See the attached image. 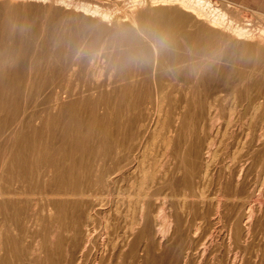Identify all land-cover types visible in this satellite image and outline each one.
Returning a JSON list of instances; mask_svg holds the SVG:
<instances>
[{
  "label": "bare ground",
  "instance_id": "1",
  "mask_svg": "<svg viewBox=\"0 0 264 264\" xmlns=\"http://www.w3.org/2000/svg\"><path fill=\"white\" fill-rule=\"evenodd\" d=\"M128 2L130 3V8L127 10L129 12L127 13V11L123 10L125 14L122 15V21H128L129 24H121L119 26L118 21H121V18H115L116 21L114 23L117 27L112 32L114 34L111 35L113 42L110 45V53L108 57L106 51L103 53L110 60L112 68L104 79L99 80L100 76L102 77L104 74L102 73L103 69L101 72V69L98 68L100 66H98L95 70L92 68V72L90 71L91 78L89 79V83L87 81L86 83L85 81L77 83L76 81L75 87L70 88L69 81L78 71L77 66L80 65L79 54L81 52L79 49H83L84 46L81 47L79 45L81 48L77 47L76 51L71 54L70 52L66 54V51L64 52L62 48L61 51L63 53L59 52L58 56H54L57 55L55 53L58 52L56 51L58 49L53 51H56L55 53L49 51L53 53L50 55L47 53V50L45 53L48 56L51 57L53 55L56 57V60L54 58L53 60L51 59L52 63L49 61L50 57L47 56L49 58L47 62L49 61L52 64L50 65L52 67L51 72L49 74L45 72L47 75L43 76L47 77H42V80L39 81L34 96H31L32 98H30V93H28L30 99L27 97L28 99L25 100L21 108L16 103V99L14 101L16 104L14 111L20 109L19 122L21 127L31 128L34 131L31 118L35 117L37 120L36 117L40 116V114L35 113L34 109L38 104L40 106L43 104L39 103V100L41 99V95L47 93L45 98H43L45 100V107L42 111L47 113V118L49 119L52 117L50 113L53 110L63 109L65 125L61 126L60 139L58 138L60 142L54 143L52 149L46 150V145L44 148H30L36 152L34 166L37 168L38 179L31 177V169L27 170V153L21 151V153H14L13 157L17 164V172L26 174V176L29 172L26 182L28 186L27 191L30 190L31 192L29 191V194H25L24 201L18 198L21 191L18 192L17 189V191L13 192V190H10L9 185L5 187L0 185V205L10 211V215L8 216L15 221V226L18 225L17 228L20 232L19 235L15 234L6 237L4 235V239L0 237V249L6 247V254H8V256L0 255V264H13V260H9L10 255L11 257L13 255L17 257L19 260L17 262H20L19 264H28L31 261V257L36 254L38 258L40 257V264H188L189 261L187 263L184 257L188 256L187 254L190 252L188 250L194 245L197 250H200L202 256L208 251L206 264H264V73H261V71L264 72V28L261 29L260 27V30L257 29L258 32L255 33L251 28L247 27L248 25L243 24L245 22L242 23L237 18L238 16L228 14L227 7L231 6L229 1L225 4L219 3V0H128ZM88 3L78 2L75 7H78L83 14L98 17L100 21L107 22L111 20L109 11H105L106 8H104L105 10H100L97 8V4L93 6L90 4V6ZM32 9L34 8L32 7ZM14 10L16 8H10L5 13L8 14L10 11L12 14L11 11ZM71 12L70 14H73ZM11 14L0 24V102L3 98L1 96L2 89L12 82L11 85L18 91L20 87H18V84L24 77V68L20 66L22 64L20 61L23 59L21 57L22 54L20 56V52L18 51L19 59H21L20 61L16 59V62L15 58H17V55L14 58L11 54V47L4 44L7 41L6 39L10 40L11 34L14 37L16 36L9 23ZM260 16L262 17V15ZM242 21L244 20L242 19ZM101 33V30L97 32L96 37ZM116 33L120 34V37L119 35L116 36ZM62 38L64 39L65 37ZM4 39L5 41L2 43ZM14 39L16 40V38ZM58 41H62V39H57L58 47L56 48H59L61 45L58 44L60 43ZM247 41L250 43H247ZM89 42L92 43L91 41ZM105 42L103 41V44L100 46V51L105 49ZM81 44L83 45V43ZM116 44L124 46L122 51L119 50L120 52L116 53L118 57L111 55ZM86 46L90 45L86 44ZM110 47L108 48L110 49ZM40 52L43 56L38 54L37 58L39 56H46L45 53L43 54L44 49L43 52L42 49ZM104 61L106 62V60ZM90 62L92 63V60ZM96 62L93 64L95 67ZM91 63L88 64L91 65ZM90 65L85 67L87 68L85 75L82 74L84 78L88 77ZM103 68H105L104 64ZM37 71L38 68L36 73ZM56 78H59L61 81L65 80V83L62 86H60V83L54 84V79ZM111 86L113 88L109 90ZM31 88L33 87H30L29 91ZM97 91L99 92V96L94 97L93 94ZM75 94L80 95V99L68 101L69 103L65 105L61 103L63 99L65 102V98L67 99L69 96ZM99 103H102L104 106L103 114L96 112V106ZM80 108L85 109L88 113L86 118L80 115ZM0 111L2 110L0 109ZM87 113L84 112L86 115ZM62 114L63 112H61V116ZM224 114L227 117V119L224 118L226 127L233 124L232 121L236 117L244 119L242 121L246 126L245 136L249 140L250 146L248 149H246V146H242L247 150L244 149L246 155L242 154L243 157H241L245 158V162L243 161L245 165H241L240 162V165H237L238 170H235L237 167L232 169L228 165L227 176L224 177L222 174L221 176L217 175V177H220V180H216L218 181V183L216 182V190L213 192L214 195L209 198L208 193L206 194L204 190L206 188L209 189V187L203 189L204 185L201 186V184V188L196 185L199 183L197 181L200 178H197L198 180L195 181V186L192 183L196 168L199 167L195 168L198 137L195 135L197 131L194 133V124L196 127V123H199L202 127L205 118L211 116L210 126H212L216 122L218 123V120ZM124 115L127 116L125 122H123ZM12 119H14L13 116ZM209 119L208 124L210 123ZM3 125L0 122V135L2 134L1 128ZM122 125H126L128 129L120 130L122 129ZM238 127H236L237 131ZM22 128L19 131L21 138L23 137L27 140L26 134L22 136ZM163 128H165L166 134H163L164 136L160 140L162 146L164 145L166 148L165 150L168 151L167 148L171 142L175 143L172 146L171 152H167L173 162L174 160L176 161L175 169L171 170L169 174L167 170L163 173L160 171L162 174L158 173V175L157 172L161 166L163 169V165H161V162L159 163L161 155L157 158L155 156L157 155L156 153L153 160L149 159L150 156L146 158L149 160V163L151 161L149 165L145 160L143 161L148 166H145L142 160H140L142 164L140 169L139 167L137 168L140 171L139 180L137 182L135 180L136 184L132 183L130 186L133 189L135 188L136 191V195L132 194L134 195L132 198L135 197L134 200L130 199L128 195L129 205L133 206L130 218H127L128 220L120 218L116 214V211L112 219V215H108L110 213L109 211L107 212L109 208L106 212L105 210L102 212L99 229H97L93 224L91 212L94 206L96 210V205L102 203L103 197L98 195V192V194L95 193L100 197L94 198L90 204L87 199L89 190L91 187L95 188V186L100 184V187L103 189L105 187L108 188L107 185L110 182L113 184V182L127 179L126 176L131 172L129 169H126L131 161L129 157L132 153L131 149H133L131 140L137 137L138 133H144L145 135L151 129L150 138L144 142L146 143L145 145L151 146L157 141L156 139L160 136ZM227 131L230 132L228 129ZM171 132L172 134L175 132L173 136L172 134L170 135ZM12 133L11 131V136ZM225 133L222 134L225 135ZM194 136L195 138L192 140ZM238 137L239 135L236 134V139ZM0 138L3 140L10 139L8 134L1 135ZM220 142L222 144V140ZM34 143L36 142L34 141ZM153 150L151 153H154ZM232 150L234 151V149ZM149 151L148 153H146L147 151H141L142 157L145 153L150 154ZM237 151L239 154L236 155H240L241 152ZM202 152L204 151L202 150ZM217 153L210 155L207 152L206 157L211 156L213 163V159L216 157L213 158L212 155L218 156ZM235 153H229L230 157L227 155L230 158H228L229 161L234 160ZM140 156L139 158L141 159ZM205 159L203 158V162L207 164L208 161ZM237 159L235 160L238 161ZM14 161L12 158L11 165L8 164L7 167L15 165V163H12ZM4 162L5 160L0 165V173L2 169L6 168L7 161L5 164ZM222 162L224 163L225 161L222 160ZM206 164L205 167L207 168ZM234 164L236 162L232 163V165ZM232 165L230 163V166ZM133 166L135 171L136 165ZM206 168L204 169L203 167L204 170ZM175 171L181 172L179 180L181 190L178 194L175 193L178 191L177 187H173V182L176 181L173 179ZM202 173L204 174V171ZM167 174L169 176L165 180L164 177ZM216 174H219V171ZM157 176L159 179L156 182ZM130 179H128V182ZM208 179L207 177L206 180ZM13 180L16 181V179ZM1 182L3 183L4 181ZM165 188L167 190L172 189L173 193L171 195L174 196L169 195L173 199L176 195L178 198L179 196L182 197L181 206L177 200L178 207L181 208V210L179 208L180 214H178L177 210H175V213L172 212L173 216L165 212L163 205L168 195L167 192H163ZM173 188H175V192ZM159 194H163L161 197L164 199L160 204L158 202V199L161 198H159ZM85 197L86 202L84 201ZM188 198H194V201L191 199L188 202ZM22 201H24V207L20 204ZM84 204L86 211L84 215H80ZM38 205H40L39 212L35 210L36 207L38 209ZM166 207L168 206L165 203V209ZM4 209L3 213H6ZM27 209L31 211L28 216H26ZM45 210L47 211V218L41 216ZM256 210L261 214H259V218L254 219L255 213H257ZM170 216L173 217L174 221L170 219ZM9 217L8 219H10ZM180 222L183 227L189 222L193 226V230H187V232L183 230L181 233L183 228H180ZM10 223L11 228H13V222ZM49 224L53 225L51 232L48 230ZM171 224L172 235L175 239V241L173 240L175 242L174 249L173 246L169 245L170 243L163 244L162 242ZM35 226V243H31L30 241L32 245H28L25 242L26 238H28L27 236L30 239L34 237L27 233V229L29 227L33 229ZM13 229L14 233H18V230ZM192 244L193 246H191ZM182 251L184 252V257L180 259ZM192 251L195 253L194 250ZM37 262L35 263L37 264ZM32 263L34 264V262Z\"/></svg>",
  "mask_w": 264,
  "mask_h": 264
},
{
  "label": "rangeland",
  "instance_id": "2",
  "mask_svg": "<svg viewBox=\"0 0 264 264\" xmlns=\"http://www.w3.org/2000/svg\"><path fill=\"white\" fill-rule=\"evenodd\" d=\"M71 1H73V2H71ZM90 1V2H89ZM227 1H229V0H219V3H221V4H225ZM232 1V2H231ZM49 2V3H48ZM64 2V3H63ZM88 3L89 5L91 4L92 6L93 5H96L97 4V8H99L100 10H105L104 8H106V10L105 11H109V17H110V19L112 20H110V21H100V19L98 18V17H92L91 15H89V14H83L82 13V11L81 10H79V8L78 7H75V5H76V3ZM127 2V3H126ZM230 2V4H231V6H229V7H227L228 9H227V11H228V14H231V15H234V16H238L237 18L238 19H240V21L243 23V22H245V23H243V24H245V25H248L247 27H249V28H251L252 30H253V32H258V30H260V27H261V29L262 28H264V0H230L229 1ZM35 3V4H34ZM66 3H68V4H66ZM73 3H74V5H73ZM50 4V5H49ZM58 4V5H57ZM64 4H65V6H64ZM98 4H99V6H98ZM126 4V5H125ZM130 3L128 2V0H67V1H65V0H61V1H59V0H18V1H16V0H0V24H2L4 21H5V19L6 18H8L7 16L8 15H10L11 13H10V11H9V13L8 14H6L5 12L7 11V9H10V8H16V10H14V11H11L12 12V14H11V18H9V20H10V25L12 26V29H13V31H14V33H15V35L17 36H15L14 37V35H12L11 34V36L12 37H10V40H8V39H6L7 41H5V39L2 41V43L4 42V44L5 45H9L11 48H12V46H13V48L11 49L10 48V50H11V54H12V56L15 58L16 57V55H17V58H15V60L16 59H19V54H18V51L20 52V56H21V54H22V58L23 59H21V61H20V59L18 60V61H20L22 64L20 65V63H19V65L20 66H22V68H24V77L22 78V80H20V82H19V84H18V87L20 86H22V88H20L19 87V90L17 91V90H15L14 88H13V85H11L12 84V82H11V84H9L8 83V85L7 86H5V88H3L2 89V92H1V96L3 97L2 99H1V102H0V109L2 110V111H0V118L2 119H0V122H2L4 125H3V127L1 128V131H2V134L1 135H4V134H8L9 135V137H10V139L9 140H3L2 138H0V165H1V163L5 160V162L7 161V164H6V168H4V169H2V171H1V173H0V182L1 181H4L2 184L0 183V185L1 186H8L9 185V188H10V190H13V192L14 191H17V189H18V192H20L21 191V194L18 196V198H20V199H22V200H24L25 201V194L26 193H30L31 191L30 190H28L27 191V182H26V177H27V180H28V177H29V172H28V174H27V176H26V174L24 175V174H20L19 172H17V164H16V161H14V153H17V152H19V153H21V152H26L27 153V167H28V169L27 170H30V171H32L31 172V177H33L34 179H36L37 178V168L34 166V162H35V157H36V152H35V150L34 151H32L33 149H30V148H33V147H38V148H44V147H46V150H50V149H52V145L55 143L56 144V142L58 143V142H60V134H61V131H62V127L65 125V118H64V111H63V109H61V110H59V109H55V110H53L50 114L52 115V117L51 116H49V117H51V118H47V113H45L44 111H42V110H44V107H45V100L43 99V98H45V96L47 95V93H44L43 95H41V99L39 100V103H43L41 106H40V104H38L37 105V107H35V109H34V111H35V113L36 114H40V116H37L36 118H37V120L35 119V117H32L31 118V121H32V125H33V129H34V131L31 129V128H22L21 127V125H20V122H19V119H20V109L19 110H17V111H14V106L16 105L15 103H14V101H15V99H16V103L18 104V105H20V108H21V106L23 105V103L25 102V100H27L28 98H29V96H28V93H30L29 95H30V98H32L31 96H34V94H35V90L37 89V85H38V83H39V81L40 80H42V77H44L43 75H45L47 72V74H49L50 72H51V70H52V67L50 66V65H52V64H50L49 63V61L50 62H52L53 63V61H51V59L53 60V58H54V60H56L55 58L56 57H54V56H58V53L59 52H61V53H63V51H61V49L63 48V50H64V52L66 53V54H69V52H70V54L71 53H74V51H76V49H77V47L78 48H81L82 46H84V48L82 49H79L80 50V52H81V54H79V56L81 57H79V60H80V62H79V64L80 65H78L77 66V72L73 75V77H71V80L68 82L69 83V87L70 88H73V87H75V84H76V81H77V83L78 82H81V83H83V81H85V83H86V81H87V83H89V79L91 78L90 77V71L92 72V68L95 70L98 66H100V67H98V68H100L101 69V72H102V69H103V74H104V76L102 75V77L100 76V79L99 80H102V79H104L105 77H106V75L109 73V71L112 69L111 68V64H110V60L109 59H107V57H108V55H109V53H110V50H111V47H110V45L112 44L111 42H113V38L111 37V35H113L114 33H112L113 31H114V29L117 27L116 26V24L114 23L115 21H116V19L115 18H117V19H120L121 21H122V19H123V17H122V15L123 14H125V11H127V10H129V8H130V5H129ZM57 5V6H56ZM68 5V6H67ZM90 5V6H91ZM114 5V6H113ZM123 5H125V6H123ZM67 6V7H66ZM109 6V7H108ZM32 7L35 9V11H34V9H32ZM75 8V9H74ZM77 9V10H76ZM109 9V10H108ZM20 10V11H19ZM27 10H28V12H27ZM67 10V11H66ZM114 10V11H113ZM123 10H125V11H123ZM70 11H72L71 13H73V14H70ZM81 11V12H80ZM79 12H80V14H79ZM123 12V13H122ZM129 11H127V13H128ZM236 12V13H235ZM28 13V14H27ZM66 13V14H65ZM111 13V14H110ZM65 14V15H64ZM82 14V15H81ZM238 14V15H237ZM240 14V15H239ZM28 15V16H27ZM32 15V16H31ZM49 15V16H48ZM62 15V16H61ZM65 17H64V16ZM69 15H71V16H69ZM80 15V16H79ZM117 15V16H116ZM260 15H262V17L260 16ZM112 16V17H111ZM121 16V17H120ZM29 17V18H28ZM30 17H32V18H30ZM36 17V18H35ZM70 18V19H69ZM86 18V19H85ZM93 18H95L94 20H93ZM17 19V20H16ZM38 19V20H37ZM69 19V20H68ZM113 19H115V20H113ZM242 19L244 20V21H242ZM80 20V21H79ZM37 21H38V23H37ZM68 21V22H67ZM118 21L119 23H118V25L120 26L121 24H129V22L128 21ZM249 21V22H248ZM30 22V23H29ZM50 22V23H49ZM98 22V23H97ZM111 22V23H110ZM259 22V23H258ZM47 23V24H46ZM49 23V24H48ZM67 23V24H66ZM97 23V24H96ZM247 23V24H246ZM19 24V25H18ZM34 24V25H33ZM28 25V26H27ZM49 25V26H48ZM78 25V26H77ZM108 25V26H107ZM256 25V26H255ZM263 25V26H262ZM31 27H32V29H31ZM89 27H90V29H89ZM88 28V29H87ZM132 28V27H131ZM43 29V30H42ZM133 29V28H132ZM258 29V30H257ZM18 30V31H17ZM100 30L102 31V33L100 34V35H98V37H96V35H97V32H100ZM133 30H135V29H133ZM257 30V31H256ZM33 31V32H32ZM44 31V32H43ZM27 32V33H26ZM32 32V33H31ZM117 34V33H116ZM28 35V36H27ZM119 35V37H120V34H117L116 36H118ZM25 36V37H24ZM31 36V37H30ZM65 37L64 39L62 38V37ZM26 37H27V39H26ZM11 38H13V39H11ZM14 38H16V40L14 39ZM23 38V39H22ZM42 38V39H41ZM18 39H19V41H18ZM34 39V40H33ZM57 39L58 40H61L62 39V41H58V42H60V43H58L59 45H60V47L59 48H56V47H58L57 46ZM13 40V41H12ZM24 40V41H23ZM31 40H33V41H31ZM39 41V42H38ZM44 43H43V42ZM56 41V42H55ZM89 41H91L92 43H90ZM103 41L105 42L104 43V47H105V49H103V50H101L100 51V46L103 44ZM31 42V43H30ZM54 42H55V45H54ZM110 42V43H109ZM17 43V44H16ZM40 43H41V45H40ZM81 43H83V45L81 44ZM85 43V44H84ZM247 43H250L249 41H247ZM44 44V45H43ZM72 44V45H71ZM86 44H88V45H90V46H86ZM17 45V46H16ZM81 47H80V46ZM17 48H16V47ZM67 46H69L68 48H67ZM26 47V48H25ZM108 47H110V49L108 48ZM16 48V49H15ZM68 50H67V49ZM73 48V49H72ZM42 49V52H43V49H44V52H43V54L45 53V51H47V53H49V55L50 54H53V53H55L56 51H58V52H56L55 54H57V55H51V57L50 56H48V54L47 53H45L46 54V60H45V57H40V56H43L42 54H41V52H40V50ZM53 49V50H52ZM56 49H58V50H56ZM99 49V50H98ZM109 49V50H108ZM124 49V46H121V45H118V44H116V46H115V48H114V51H113V53L111 54V55H113V56H117L118 57V55L116 54L117 52H120V51H122ZM39 50V51H38ZM54 50H56L55 52H53ZM83 50V51H82ZM120 50V51H119ZM16 51H17V53H16ZM49 51H51V52H53V53H50ZM100 51V52H99ZM106 51V55H107V57L106 56H104L103 55V53ZM23 52V53H22ZM79 52V53H80ZM99 52V53H98ZM34 53H35V55H34ZM84 53V54H83ZM38 54L40 55L38 58H37V56H38ZM15 55V56H14ZM50 57V60H49V58L48 57ZM91 59H90V58ZM95 57V58H94ZM104 57V58H103ZM26 58V59H25ZM31 58V59H30ZM34 58V59H33ZM84 58H85V60H84ZM99 58V59H98ZM42 59H44V60H42ZM47 59L49 60L48 62H47ZM40 60V61H39ZM90 60H92V63L90 62ZM104 60H106V62L104 61ZM83 61V62H82ZM96 61H98V62H96ZM16 62H17V60H16ZM55 62V61H54ZM94 62H96L95 63V65H96V67L93 65L94 64ZM102 62V63H101ZM104 62V63H103ZM48 63V64H47ZM88 63H91V65L90 64H88ZM56 64V63H55ZM99 64V65H98ZM102 64V65H101ZM103 64L105 65V68H106V70H105V68H103ZM37 65V66H36ZM54 65V64H53ZM82 65V66H81ZM88 65H90L91 67H89V72H88V77H86V78H84V76L83 75H85V71H86V69L87 68H85V67H88ZM80 66V67H79ZM43 67V68H42ZM82 67V69L80 70V68ZM28 68H30V69H28ZM36 68V69H35ZM37 68H38V71H37V73H36V70H37ZM49 68V69H48ZM26 69H27V71H26ZM47 69H48V71H47ZM108 69V70H107ZM46 70V71H45ZM50 70V71H49ZM87 70V71H88ZM113 71H115V70H113ZM46 72V73H45ZM90 73V74H89ZM261 73H264L263 71H261ZM32 74V75H31ZM46 74V75H47ZM83 74V75H82ZM36 75H37V77H36ZM79 75V76H78ZM29 76H30V78H29ZM45 77H47V76H45ZM44 77V78H45ZM29 79V80H28ZM76 79H78V80H76ZM83 79H85V80H83ZM27 80H28V82H27ZM34 81V82H33ZM26 82V83H25ZM22 83V84H21ZM60 83V86H62L64 83H65V80H60L59 78H56V79H54V84H59ZM33 84V85H32ZM25 85V86H24ZM32 85V86H31ZM30 87H33V88H31V90L30 91H32V92H30L29 91V88ZM113 88V86H111L110 88H109V90L110 89H112ZM21 89V90H20ZM33 89V90H32ZM3 91H5L4 92V94H3ZM14 91V92H13ZM15 91H17V92H15ZM23 93V94H22ZM17 94V95H16ZM94 97H97V96H99V92L97 91V92H95L94 94ZM28 97V98H27ZM72 97H74V99H72ZM29 98V99H30ZM78 99H80V95H77V94H75V95H71V96H69L67 99L65 98V102H64V99L62 100V104L63 105H65V104H68L70 101H72V100H78ZM69 101V102H68ZM3 103V104H2ZM12 103V104H11ZM11 104V105H10ZM102 103H99L97 106H96V112L98 113V114H103V111H104V109H103V104L101 105ZM11 106V107H10ZM39 106H40V108H39ZM98 106H100V107H98ZM100 109H98V108ZM59 111V112H58ZM79 111H80V115L82 116V117H87L88 116V113L86 112V110L85 109H83V108H80L79 109ZM82 111V112H81ZM61 112H63V114H62V116H61ZM84 112L85 113H87V115L86 114H84ZM13 113V114H12ZM7 115H8V118H7ZM42 115H43V117H42ZM85 115V116H84ZM12 116L14 117V119H12ZM18 116V117H17ZM57 116V118H55ZM6 117V118H5ZM40 117H42V118H40ZM60 117H61V119H60ZM210 118V119H209ZM224 118H226L227 119V117L225 116V114L224 115H222V117L218 120L219 122L217 123H215V125L217 124V126L215 127V125H212V126H210V124H211V116H209V117H207V118H205V120H204V125L202 126L204 129L202 130V127L200 126V124L199 123H196V127H195V124H194V128H195V131H194V133L197 131V134L195 133V135L198 137V143H197V145H196V155H195V168L196 167H198V168H196V171H195V173L198 171V170H200V171H198V173L197 174H195L194 173V175H195V177L194 178H196L195 180H194V178H193V180H192V183H193V185L195 186V181H197L199 178V181H197V182H199V183H197L196 185H198L199 186V188H201V186H203L202 188L204 189V188H206V187H209V189L208 188H206V189H204L205 190V192H206V194L208 195V197L210 198V197H212V195H214V193L213 192H215V190H216V187H217V183H218V181L220 180V177H217V175H220L221 176V174H222V176H227L226 175V172L228 173V165H229V167H231L232 169H235V167H237L235 170H238V166L240 165V162H241V165H243L244 163H243V161L245 162V158L243 159V158H241V157H243V155H246V149H248V147L250 146L249 144V140H247L246 139V136H245V133H246V126L244 125V123H243V121H244V119H242V118H238V117H236V118H234L233 119V124H230L231 125V127H230V125L228 126V127H226V125H225V122H224ZM7 119V120H6ZM36 121H35V120ZM48 119V120H47ZM60 119V120H59ZM126 119H127V116H123V122H125L126 121ZM160 119H162V118H160ZM208 119H209V121H210V123L208 124ZM225 119V120H226ZM236 119V120H235ZM237 119H238V121H239V119H240V121L238 122L237 121ZM5 120H6V122H5ZM34 120V121H33ZM58 120V121H57ZM243 120V121H242ZM47 121H49V123H47ZM63 121H64V123H63ZM222 121V122H221ZM236 122V124H235V122ZM242 121V122H241ZM12 122H13V124H12ZM36 122V123H35ZM46 122V123H45ZM54 123H55V125H54ZM60 123V124H59ZM238 123V124H237ZM240 123H243V124H240ZM222 124V126H220ZM223 124H224V126H223ZM63 125V126H62ZM62 126V127H61ZM126 125H122L121 127H122V129H120V130H126V129H128L127 128V126L125 127ZM208 126H209V128H208ZM219 126V127H218ZM242 129H240L239 127ZM11 127V128H10ZM35 127H37V128H35ZM48 127H49V129H48ZM212 127V128H211ZM222 127H223V129H222ZM236 127H238V131L236 130L237 128ZM20 128V129H19ZM21 128H22V131L21 132H23V135L22 136H24L25 134L27 135V140H25L23 137V139L21 138V134H20V130H21ZM225 128V129H224ZM19 129V130H18ZM57 131H56V130ZM165 128H163V130L161 131V133H160V136L156 139L157 141H158V139H159V141L157 142L156 140V142L155 143H153V145H145L146 143H144V142H146V140H148V138H150V136H151V133H150V131H151V129L150 130H148L149 132H146L145 133V135H144V133H138L139 135H136L137 137H134L132 140H131V143L133 144V149H131V151H132V153H131V155L129 156L130 157V159H131V161L129 162V166L127 165V167H126V169H129L131 172L129 173V175H130V177H129V175L128 176H126V178L127 179H125L124 181H117V182H113V184L110 182V183H108V188H102V187H100V185H97V186H95V188L93 187H91V189L89 190V193H88V200H89V202H90V204L92 203V201H93V199L94 198H96V197H100V196H98V195H101V197H103L102 198V203H100L99 205H96V210L94 209L95 208V206L93 207V209H92V212H91V214H92V221H93V224H94V226L95 227H97V229H99V225H100V216H101V214H102V212H104V210H105V212H106V210L107 209H109V210H107V212L109 211V213L110 214H108V215H112L111 216V218L113 219V216H115V212H116V214H118V216H120V218H125V219H129L130 218V216H131V214H132V209H133V206H131V205H129V196H130V199H132V200H134V198H132L134 195H136V191H135V188L133 189L132 187H130L131 186V184L132 183H134V184H136V182L139 180V177L138 176H140V171H139V169H140V166H141V164L142 163H144L143 161L145 160V162L146 163H148V165L151 163V161H150V163H149V160L148 159H146L147 157L149 158V156H150V160H153V158H155L154 157V155H155V153L157 154V155H155L157 158H159L160 156L159 155H161V157H160V159H159V163L161 162V165H163V169H162V166L159 168L160 170L157 172V174L159 173V174H162L163 172H166V170H167V173L169 174V172L172 170H174L175 169V164H176V161L174 160V162H173V160H172V158L170 157V156H168V153L169 152H171V150L173 149L172 148V146L173 145H175V143H173V142H171L170 143V145L168 146V151L167 150H165L166 148L164 147V145L162 146V142H161V138L166 134V132H165V130H164ZM198 129V130H197ZM199 129H201V130H199ZM216 129H218L217 131H215ZM227 129L230 131V132H228L227 131ZM239 129H240V131H239ZM17 130H18V132H17ZM118 130H119V128H118ZM208 130H212L211 132L209 131V132H207ZM220 130H222V131H220ZM225 130H226V133H228V134H226L225 133ZM236 130V131H235ZM13 132L12 133V136L10 135V132ZM214 131V132H213ZM243 133H242V132ZM17 132V133H16ZM55 132V133H54ZM202 132V133H201ZM236 132V133H235ZM238 132V133H237ZM48 133V134H47ZM60 133V134H59ZM174 133L175 132H173V134H172V132L170 133V135L172 134V136L174 135ZM187 133V132H186ZM201 133V134H200ZM215 135H214V134ZM217 133V134H216ZM225 133V135H226V137H225V135H223V134ZM233 133H234V135H233ZM240 133H241V135H240ZM20 134V135H19ZM35 134V135H34ZM164 134V135H163ZM185 134V133H184ZM222 134V135H221ZM236 134L237 135H239V137H238V139H236ZM244 135V139H245V141H244V139H243V135ZM1 135H0V137H1ZM140 135H141V137H140ZM200 135H201V137H200ZM210 135H211V137H210ZM35 137V138H34ZM140 137V138H139ZM215 139H214V138ZM231 137V138H230ZM234 137V138H233ZM59 138V139H58ZM194 138H195V136L194 137H192V140H194ZM212 138V139H211ZM220 138H223V139H221L222 140V144H221V140H220ZM227 138V139H226ZM230 138V139H229ZM33 139H34V141L36 142V143H34V141H33ZM59 140V141H57V140ZM137 139V140H136ZM143 139V140H142ZM213 139H214V141H213ZM219 139V140H218ZM240 139V140H239ZM212 141V144H211V141ZM216 140V141H215ZM225 140V141H224ZM235 140V141H234ZM238 140H239V142H238ZM241 140H243L242 142H241ZM28 141V142H27ZM203 141V142H202ZM219 141V142H218ZM248 143H247V142ZM135 142V143H134ZM142 142H143V146H142ZM204 142H206L205 144H207V145H205V144H203ZM209 142H210V144H209ZM215 142V144H213ZM247 144H246V143ZM201 143H202V145H201ZM226 145H225V144ZM238 145H237V144ZM240 143H242V144H240ZM220 144V145H219ZM223 144H224V146H223ZM244 144H246V145H244ZM46 145V146H45ZM136 145V146H135ZM159 145V146H158ZM211 145H213L212 147H211ZM217 145H218V147H217ZM221 145H222V148H221ZM230 145V146H229ZM239 145H240V147H239ZM145 146V147H144ZM198 146V147H197ZM207 146V147H206ZM227 146H228V148H227ZM233 146H235L234 148H233ZM242 146H246V149H245V147H242ZM13 147V148H12ZM146 147H147V149H146ZM149 147H150V151H149ZM160 147H163V148H161L160 149ZM217 149H216V148ZM239 147V148H238ZM242 147V148H241ZM18 148H19V151H18ZM29 148V149H28ZM37 148V149H38ZM142 148H144V149H142ZM221 148V149H220ZM227 150H226V149ZM236 148V149H235ZM242 150H241V149ZM36 149V150H37ZM153 149H155V150H153ZM170 149V150H169ZM204 149H206V150H204ZM214 149H215V152H214ZM232 149H234V151L236 152V150H239V152H241L240 153V155H236V154H239L238 153V151L235 153L233 150H232V152H231V150ZM246 151H245V150ZM11 150H12V152H11ZM15 150V151H14ZM139 152H138V151ZM152 150H153V152L154 153H151L152 152ZM200 150V151H199ZM202 150L204 151V152H202ZM212 150H213V152H212ZM217 150V151H216ZM224 150V151H223ZM241 150V151H240ZM21 151V152H20ZM134 151V152H133ZM141 151H144V152H146V153H148V151L150 152V154H144V156L142 157V152ZM162 151V152H161ZM164 151V152H163ZM166 151V152H165ZM206 151V152H205ZM219 151V152H218ZM230 154H232V153H235V157L233 158L234 160L235 159H237V158H241V159H237L238 161H234V160H230L229 161V157H230V155H228L229 153ZM245 151V152H244ZM141 152V153H140ZM161 152V154H159ZM168 152V153H167ZM198 152H200V153H198ZM207 152H209V154L211 155V154H216L217 152V154H218V156L216 155V156H213L212 155V157L213 158H215V159H213V163H212V160H211V156L210 157H206V155H207ZM162 153H164L163 155H162ZM165 153H167V155H165ZM222 153V154H221ZM9 154V155H8ZM42 154V153H41ZM133 154H134V156H133ZM199 154V155H198ZM203 154V155H202ZM243 154V155H242ZM9 157H8V156ZM139 155H141L140 157H141V159L139 158ZM146 155V156H145ZM148 155V156H147ZM152 155V156H151ZM224 155H226V156H224ZM229 157H228V156ZM32 156V157H31ZM159 156V157H158ZM163 156V157H162ZM201 156V157H200ZM8 157V158H7ZM134 157V158H133ZM205 157H206V159H205ZM227 157V158H226ZM237 157V158H236ZM245 157V156H244ZM3 158V159H2ZM12 158H13V161L14 162H12V163H15V165H12V166H14L13 168H12V166H10V167H7V165L9 164V165H11V161H12ZM32 158V159H31ZM144 158V159H143ZM171 158V159H170ZM198 158H199V160H198ZM203 158L206 160V161H208V163L206 164V162L204 163L203 162ZM210 158V159H209ZM223 158H225V159H223ZM229 158V159H228ZM139 159V160H138ZM200 159H201V161H200ZM221 159V160H220ZM139 162H138V161ZM140 160H142V163H140ZM147 160H148V162H147ZM204 160V161H205ZM218 160H220V161H218ZM222 160H224L225 162L223 163L222 162ZM30 161H31V163H30ZM169 161V162H168ZM215 161H217V162H215ZM236 162V164H234V165H232V163H234V162ZM5 162H4V164H5ZM165 162V163H164ZM210 162V163H209ZM221 162V163H220ZM146 163H144V165L145 166H148V165H146ZM200 163V164H199ZM228 163V164H227ZM230 163H231V165L232 166H230ZM239 163V164H238ZM32 164V165H31ZM165 164V165H164ZM196 164H197V166H196ZM205 164H206V166H207V168L209 169H207L206 167H205ZM214 164V165H213ZM218 164V165H217ZM225 166H224V165ZM31 165V166H30ZM133 165H136L135 166V171H134V166ZM169 165H170V167H169ZM238 165V166H237ZM245 165V164H244ZM173 166V167H172ZM218 166V167H217ZM1 167V166H0ZM4 167H5V165H4ZM132 167H133V170H132ZM139 167V169H137ZM201 167V168H200ZM203 167H204V169L206 168V170H204L203 169ZM210 167V168H209ZM214 167V168H213ZM223 167V168H222ZM226 167V168H225ZM242 167V166H241ZM241 167H239V168H241ZM167 168V169H166ZM213 168V169H212ZM216 168V169H215ZM6 169V170H5ZM164 169H165V171H164ZM169 169V170H168ZM213 170V172H212V170ZM215 169V170H214ZM139 172H138V171ZM163 170V171H162ZM219 171V174H216L218 171ZM225 170V171H224ZM35 171V172H34ZM132 171H133V173H132ZM162 173H161V172ZM204 171V174L202 173V172ZM206 171V172H205ZM216 171V172H215ZM3 172V173H2ZM176 172V171H175ZM173 173V179L174 180H176L175 182H173L174 183V186L173 187H177V189H178V191H176L175 190V188H173L174 189V192L175 193H177L178 194V192H180V190H181V187H179V180H180V178H181V172L180 171H178V172H176V173ZM211 172V173H210ZM223 172V173H222ZM207 173V174H206ZM213 173H214V175H213ZM10 174H12V175H10ZM158 174V175H159ZM165 175V177H164V179L166 178V177H168L169 175ZM175 174V175H174ZM179 174V175H178ZM207 176H206V175ZM210 174H211V177H210ZM7 175V176H6ZM18 175V176H17ZM133 175V176H132ZM202 175V176H201ZM4 176V177H3ZM11 176H12V178H11ZM133 178H132V177ZM197 176V177H196ZM201 176V177H200ZM177 177V178H176ZM202 177H204V178H202ZM206 177V178H205ZM207 177L209 178L208 180H206L207 179ZM217 177V178H216ZM24 178V179H23ZM129 178H131L132 180H134V182H132V180L130 181L129 180V182H128V179ZM134 178H136V179H134ZM198 178V179H197ZM5 179V180H4ZM13 179H16V181L15 180H13ZM38 179V178H37ZM159 179V177L157 176V178L155 179L156 180V182H157V180ZM164 179H162V180H164ZM9 180V181H8ZM18 180V181H17ZM135 180H136V182H135ZM166 180V179H165ZM173 180V181H174ZM202 180H203V182H202ZM211 180V181H210ZM214 180H215V182H214ZM216 180H218V181H216ZM128 182V183H126V182ZM209 181V182H208ZM6 182H9V183H6ZM11 182H12V184H14V185H12L11 184ZM18 182V183H17ZM207 182V183H206ZM217 182V183H216ZM130 183V184H129ZM176 183V184H175ZM205 183H206V185H205ZM20 184V185H19ZM124 184H125V186H124ZM129 186H128V185ZM177 184H178V186H177ZM202 184V185H201ZM214 184H216V186H214ZM176 185V186H175ZM201 185V186H200ZM209 185V186H208ZM15 186H17V187H15V189H14V187ZM124 186V187H123ZM24 189H23V188ZM110 187V188H109ZM112 187V188H111ZM12 188V189H11ZM20 188V189H19ZM215 188V189H214ZM108 189V190H107ZM110 189V190H109ZM166 189V188H165ZM165 189H163V192H167L168 193V195H167V197L165 198V202H164V210H165V212H167V214L168 215H172L173 216V214H172V212L173 213H175V210H177V212H178V214H180L181 213V208L180 207H178L179 206V204H180V206H181V201H182V197L181 196H179V198H178V196L176 195L175 197H177V199H175V197H174V199L172 198V197H170V195H171V193H173L171 190V188L170 189H166V191H165ZM100 190V191H99ZM104 190V191H103ZM117 190V191H116ZM124 190V191H123ZM132 190H134V191H132ZM209 190V191H208ZM214 190V191H213ZM22 191H24L23 193H22ZM30 191V192H29ZM112 191H114L113 193H112ZM91 192V193H90ZM99 194H98V193ZM103 192V193H102ZM106 192V193H105ZM111 192V193H110ZM98 194V195H96V194ZM101 193V194H100ZM104 193H105V195H104ZM119 193V194H118ZM126 193V194H125ZM22 194H24V195H22ZM108 194V195H107ZM110 194V195H109ZM118 194V195H117ZM124 194V195H123ZM132 194H134V195H132ZM170 194V195H169ZM113 195V196H112ZM116 195V196H115ZM120 195V196H119ZM129 195V196H128ZM14 196V195H13ZM24 196V197H23ZM108 196H109V199H108ZM118 196V197H117ZM161 196H163V194L162 195H160L159 194V198L161 197ZM171 196H174V195H171ZM87 197V196H86ZM86 197H85V199H84V201L86 202ZM112 197H113V199H112ZM168 197H170L169 199H168ZM111 198V199H110ZM119 198V199H118ZM162 198V197H161ZM158 199V202H159V204L162 202V200H164L163 198L162 199ZM121 199V200H120ZM192 198H188L187 200H188V202H190V200H191ZM112 202H111V201ZM118 200V201H117ZM172 200H174V201H172ZM179 201V204H178V201ZM24 201H22V203H20L23 207L25 206V204L23 203ZM106 201H107V203H106ZM117 201V202H116ZM170 203H169V202ZM192 201H194V198L192 199ZM115 202V203H114ZM174 202H175V204H174ZM104 203V204H103ZM165 203H166V206H168V207H166V209H165ZM115 205V206H114ZM175 205H177V206H175ZM85 206V204L82 206V208H81V212H80V215H84V212L86 211V206H85V208H83ZM98 206V207H97ZM127 206V207H126ZM172 206V207H171ZM40 205H38V209H37V207H36V211L37 212H39V210H40ZM102 207V208H101ZM113 207V208H112ZM171 207V208H170ZM178 209H177V208ZM121 208V209H120ZM132 208V209H131ZM179 208H180V210H179ZM3 209H4V207L2 206V205H0V224H2V225H0V233H1V235H0V237H1V239H4L6 236H12V235H19L20 234V232H19V230H18V228H17V226H15V221L13 220V219H11V217H9L8 215H10L9 214V210H7V209H4V212H6V213H3ZM83 209H84V211H83ZM95 210V211H94ZM174 210V211H173ZM8 211V212H7ZM29 212H31L29 209H27L26 210V216H28V215H30V213ZM256 212L258 213H255L256 215L254 216V219H256L257 217L259 218L260 217V215L259 214H261V213H259L257 210H256ZM96 213V214H95ZM128 213V214H127ZM170 213V214H169ZM5 214V215H4ZM2 215V216H1ZM41 216H44L45 218H47L48 217V215H47V211L45 210V212H43V214L41 215ZM172 216H170V219H173V217ZM8 217L10 218V219H8ZM5 219V220H4ZM127 219V220H128ZM4 220V222H2ZM12 220V221H11ZM126 220V221H127ZM173 221H174V219H173ZM10 222H13L12 224H14V227H13V225H12V227L13 228H15L16 230H18V233H14V229L13 228H11V223ZM10 223V224H9ZM121 223H123L122 221H121ZM51 224H49V226H50ZM180 228L182 227L183 229L181 230V233H182V231L184 230V232L186 231L187 232V230L189 231H191V229L193 230V226L188 222V226L186 225L185 227H183V225L181 224V222H180ZM2 226V227H1ZM5 226V227H4ZM48 226V230L51 232L52 231V227H53V225H51L50 227ZM171 227V229L169 228V231H168V233H166V235H165V237L162 239L163 241V244H168V243H170L169 245L170 246H173V249H174V241H175V239L173 238V235H172V233H173V230H172V224L170 225ZM190 226H191V228H190ZM173 227H174V225H173ZM2 228V229H1ZM34 229V230H33ZM31 228V227H29L28 229H27V233L30 235V236H32V237H34V238H31L30 239V237L29 236H27L28 238H26V240L28 241H26L25 240V242H26V244H28V245H32L31 243H35V238H36V226H35V228ZM174 229V228H173ZM186 229V230H185ZM1 230H3V231H1ZM15 230V231H16ZM30 230H32V231H30ZM171 231V232H170ZM17 232V231H16ZM33 232H34V234H33ZM49 232V233H50ZM33 234V235H32ZM4 235H5V237H4ZM172 235V236H171ZM25 237V236H24ZM174 240V241H173ZM30 241H31V243H30ZM34 241V242H33ZM173 242V243H172ZM261 243H263V241H261ZM173 244V245H172ZM193 244H195V243H193ZM193 244L191 245V246H193ZM195 247V245L191 248V249H189L188 251H190V252H188V256H186V257H184V252L182 251L181 252V254H180V259H182V257H184L185 258V260H187V263H188V261H189V263L188 264H206L207 263V257L206 256H208L207 254H208V251H206L204 254H203V256H202V254H201V252H200V250L198 249L197 250V248L195 249L194 248ZM12 248H13V244H12ZM192 250H194L195 251V253L192 251ZM196 250H197V252H196ZM2 251V252H1ZM0 255H7L8 256V254H6L7 253V251H6V247H3V249H0ZM198 253V254H197ZM192 254V255H191ZM201 254V255H200ZM206 254V255H205ZM191 255V256H190ZM195 255V256H194ZM197 255V256H196ZM33 256H35V257H33ZM32 257H31V261L28 263V264H31V262H34V264H36L35 262H37V264H40V262H39V259H40V257L38 258V255L36 254V255H33ZM191 258H190V257ZM200 256V257H199ZM194 257V258H193ZM13 258V259H12ZM35 258H37L36 260H34ZM198 258V259H197ZM9 260H13L12 262H13V264H19L20 262H17V261H19L18 259H17V257H15L14 255L11 257V255L9 256ZM32 260H34V261H32ZM41 261V260H40ZM192 261V262H191ZM202 262V263H201ZM42 263V262H41ZM33 264V263H32ZM164 264H166V263H164ZM168 264V263H167Z\"/></svg>",
  "mask_w": 264,
  "mask_h": 264
},
{
  "label": "crops",
  "instance_id": "3",
  "mask_svg": "<svg viewBox=\"0 0 264 264\" xmlns=\"http://www.w3.org/2000/svg\"><path fill=\"white\" fill-rule=\"evenodd\" d=\"M230 1V0H229ZM232 2V1H231Z\"/></svg>",
  "mask_w": 264,
  "mask_h": 264
}]
</instances>
